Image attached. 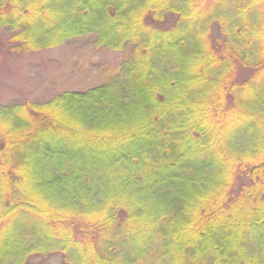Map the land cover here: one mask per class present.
I'll return each instance as SVG.
<instances>
[{
  "label": "trees",
  "instance_id": "trees-1",
  "mask_svg": "<svg viewBox=\"0 0 264 264\" xmlns=\"http://www.w3.org/2000/svg\"><path fill=\"white\" fill-rule=\"evenodd\" d=\"M0 29L123 56L0 105V264H264V0H0Z\"/></svg>",
  "mask_w": 264,
  "mask_h": 264
},
{
  "label": "rangeland",
  "instance_id": "rangeland-1",
  "mask_svg": "<svg viewBox=\"0 0 264 264\" xmlns=\"http://www.w3.org/2000/svg\"><path fill=\"white\" fill-rule=\"evenodd\" d=\"M11 33L0 29V105L44 103L64 92H84L115 76L123 56L94 46V37L69 41L50 50L18 54ZM249 69H241L246 78ZM32 264H63L59 256L35 258Z\"/></svg>",
  "mask_w": 264,
  "mask_h": 264
}]
</instances>
